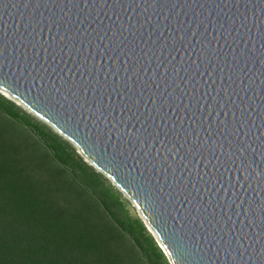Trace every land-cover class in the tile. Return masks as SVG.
I'll return each instance as SVG.
<instances>
[{
    "label": "water",
    "instance_id": "1",
    "mask_svg": "<svg viewBox=\"0 0 264 264\" xmlns=\"http://www.w3.org/2000/svg\"><path fill=\"white\" fill-rule=\"evenodd\" d=\"M0 89L171 264H264V0H0Z\"/></svg>",
    "mask_w": 264,
    "mask_h": 264
},
{
    "label": "trees",
    "instance_id": "2",
    "mask_svg": "<svg viewBox=\"0 0 264 264\" xmlns=\"http://www.w3.org/2000/svg\"><path fill=\"white\" fill-rule=\"evenodd\" d=\"M0 113V155L12 150L17 162L8 170L11 157L0 159V264H171L121 193L73 144L1 93ZM12 122L36 140L25 142Z\"/></svg>",
    "mask_w": 264,
    "mask_h": 264
},
{
    "label": "rangeland",
    "instance_id": "3",
    "mask_svg": "<svg viewBox=\"0 0 264 264\" xmlns=\"http://www.w3.org/2000/svg\"><path fill=\"white\" fill-rule=\"evenodd\" d=\"M0 93L3 95V96H5L6 98H8V99H10V100H12L14 103H16L18 106H20L22 109H24L27 113H29L30 115H32L35 119H37L38 121H40V122H42V123H45V124H47L45 121H43L42 119H40L37 115H35L33 112H31L29 109H27L23 104H21L20 102H18L15 98H13L12 96H10L8 93H6L5 91H3V90H1L0 89ZM4 118V115L2 114V113H0V119H3ZM50 128H52L49 124H47ZM10 129L11 130H13V132L16 134V135H18V133H21L22 135H24V137H23V139L24 138H26V139H24V141L25 142H27V143H31V142H33V141H35L36 139L31 135V133H30V131H29V128H27V127H25V126H21V125H19V124H17V123H14V122H12V125L10 126ZM52 130H54V132H57L54 128H52ZM58 133V132H57ZM59 134V133H58ZM61 135V134H60ZM26 136V137H25ZM62 136V135H61ZM63 137V136H62ZM63 138H65V137H63ZM66 139V138H65ZM69 141V140H68ZM37 142V141H36ZM70 142V141H69ZM71 143V142H70ZM71 144H73V143H71ZM74 145V144H73ZM75 146V145H74ZM9 147H12V145L10 144V146ZM76 147V146H75ZM5 148H7L6 146H4L3 144H2V150H4ZM0 149H1V146H0ZM39 150H41V151H47V149H46V147L45 146H43L41 143H40V145H39V148H38ZM77 149V148H76ZM8 151H9V149H8ZM30 152V151H29ZM29 152H27V153H29ZM77 152H78V150H77ZM11 154H12V150H10L9 152H8V154L6 155V152L4 153V154H1L0 155V159H4V157L6 156V157H8V158H10L11 157ZM80 154V153H79ZM13 157H11L10 158V160L9 161H5L6 162V164H8V163H10V164H12V167H9L8 168V170H10V169H15L14 167L17 165V162H15V161H13V159H12ZM49 164L48 165H50L51 167H56L57 165H58V162L57 161H55V160H53L51 157H49V160L47 161ZM95 168V167H94ZM96 169V168H95ZM97 170V169H96ZM97 171H99V170H97ZM9 172H11V171H9ZM100 172V171H99ZM110 180V179H109ZM110 182H111V184H112V186L116 189V190H118L120 193H121V195H122V198H123V200L124 201H126L127 203H126V207H127V209H128V211H129V213L131 214V215H134V216H137V217H139V218H141L142 220H143V218L141 217V214H140V212H139V210L137 209V207L131 202V200H129L127 197H126V195L110 180ZM143 222H144V220H143ZM145 223V222H144ZM145 225H146V223H145ZM146 227H147V225H146ZM147 229H148V227H147ZM149 230V229H148ZM161 248V247H160ZM162 249V248H161ZM162 251H163V249H162ZM164 252V251H163ZM165 254V253H164ZM167 257V256H166Z\"/></svg>",
    "mask_w": 264,
    "mask_h": 264
}]
</instances>
